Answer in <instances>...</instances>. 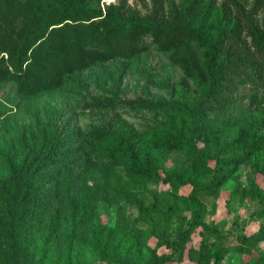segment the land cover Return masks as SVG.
Wrapping results in <instances>:
<instances>
[{
    "label": "trees",
    "instance_id": "obj_1",
    "mask_svg": "<svg viewBox=\"0 0 264 264\" xmlns=\"http://www.w3.org/2000/svg\"><path fill=\"white\" fill-rule=\"evenodd\" d=\"M102 1L0 0V89L12 83L20 106L61 89L70 74L132 59L154 45L182 70L181 91L193 90L194 95L187 103L143 98L93 103L97 108L159 110L163 119L155 126L159 135L148 139L150 148L134 134L109 130L92 133L84 147L77 141L78 131L55 127L43 130L41 143L17 158L7 153L6 167L0 171V264H31L28 259L35 254L39 258L34 264H84L77 232L64 244L57 240L55 256L49 254L47 243L38 246L39 253L31 248L36 228L46 216L50 217L47 241L59 235L60 203H65L72 220L83 211L89 214L83 194L98 158L123 162L136 181L192 186L195 213L182 239L169 241L154 230L173 249L161 257L162 264L174 259L203 224L207 207L201 193L218 195L233 177L243 157H228L232 152H250L252 168L264 176V131L259 130L264 127V38L254 34L250 42L242 40L240 20L212 0H185L181 10L171 12H167L171 0H150L143 14L128 0L110 3L104 12ZM244 90L248 116L236 122L240 135L224 143L220 140L224 126L216 115L237 108ZM10 110L0 101V116ZM173 150L189 159L191 177L166 169V177L160 178L157 167H166ZM253 189L264 202V192L257 186ZM126 195L156 223L142 199L132 192ZM240 238L246 240L247 235ZM227 252L217 251L214 262ZM131 254L128 248L122 253L110 251L105 243L99 249L101 258L113 264H135Z\"/></svg>",
    "mask_w": 264,
    "mask_h": 264
},
{
    "label": "rangeland",
    "instance_id": "obj_2",
    "mask_svg": "<svg viewBox=\"0 0 264 264\" xmlns=\"http://www.w3.org/2000/svg\"><path fill=\"white\" fill-rule=\"evenodd\" d=\"M184 1L171 0L167 12L175 8L181 10ZM116 2L119 0H105L101 7L105 12L108 4ZM128 2L142 14L150 5V0ZM212 4L225 8L232 17L240 20L242 40L250 42L254 34L264 38V0H212ZM182 75V70L152 45L132 59H116L105 66L94 65L70 74L61 89L20 106L21 100L14 85L5 84L0 89V101L12 110L0 116V171L6 167L7 153L17 155V158L33 144L41 143L43 130L55 127L78 131L77 141H82L84 147L92 133L109 130L117 134H134L146 148H150L148 139L159 135L155 126L163 119V114L159 110H131L119 107V104L140 98L187 103L194 92L181 91L179 81ZM246 96L247 90H244L237 108L216 115L217 122L224 126L220 137L224 143L240 135L236 122L248 116L249 98ZM112 100L120 102L119 106H93L97 101ZM259 130L264 131V127ZM214 142L218 143L216 139ZM169 156L166 167H157L160 178L166 177V169H176L182 175L192 176L190 161L184 153L173 150ZM228 157L243 158L218 195L201 193L200 198L207 207L203 224L190 235L174 259H167L165 264H216L213 256L221 249L228 252L217 264H264V202L255 197L253 189L257 186L264 192V176L252 168L250 152L238 149ZM213 163L211 161V165ZM88 176L83 203L88 206L89 214L85 215L83 211L81 217L72 220L65 203H60L59 235L47 241L50 217L46 216L36 228L31 249L39 253L38 246L47 243L49 254L55 256L52 254L54 245L59 241L64 244L77 232L81 236L76 241L82 246L84 264H113L99 255L100 245L104 243L110 251L122 253L126 248L131 249V261H134L131 263L162 264L161 257L171 254L173 249L163 244L154 230L169 241L182 239L181 235L195 213L192 186L157 180L136 181L127 171L126 164L111 162L106 157L95 160L94 169ZM126 192L143 200L146 211L154 216L155 224ZM53 211L52 208L49 214ZM243 234L247 235L246 240L240 238ZM38 258V254L31 255L28 261L32 260L31 264H34Z\"/></svg>",
    "mask_w": 264,
    "mask_h": 264
}]
</instances>
